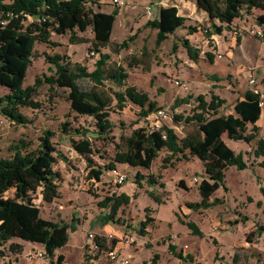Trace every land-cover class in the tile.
<instances>
[{
    "label": "rangeland",
    "instance_id": "obj_1",
    "mask_svg": "<svg viewBox=\"0 0 264 264\" xmlns=\"http://www.w3.org/2000/svg\"><path fill=\"white\" fill-rule=\"evenodd\" d=\"M148 6L151 14L147 13ZM167 6L177 7L178 14L186 19L185 26L158 45V31L148 23L158 17L161 7ZM87 7L106 13L118 8L110 44L95 47L92 27L65 34L51 29L48 43L36 42L27 71L25 87L34 85L37 79L43 81L32 96L36 106L19 107L27 122L18 123L5 116L0 104V159L14 156L16 146L36 150L46 132L53 133L51 141L63 155L54 165L60 175V195L48 203L39 188L32 198L43 218L70 223L75 217L77 230L70 231L68 243L54 257L41 244L14 238L4 245L5 255L0 257V264H54L58 255L64 256L63 264H122L105 256L112 249L120 260H128L127 264H151L156 254V264H180L184 262L177 255L181 251L200 264H264V231H259L264 226V156L256 157L253 153L255 142L248 144L223 135L230 148L243 153L248 166L243 170L229 166L225 170V188L212 196L222 199V203L197 211L188 207L202 199L199 184L205 169L197 157L171 155L162 149L149 169L115 162L116 154L127 150L126 139L131 133L140 127L149 129L155 120L152 114L151 120L141 117V107L129 100L122 110L118 109L115 93H123L129 86L146 93L168 112L169 117L162 119L161 124L173 127L180 139L201 136L196 124L185 122V117L194 112L198 95L207 101L213 95L225 99L220 115L233 114L236 101L247 90L257 91L264 98V10L254 9L218 32L213 25L221 23L217 19L211 21L198 7L197 0H124L120 5L111 0H96ZM183 39H188L197 50L198 59L190 56ZM124 41L128 46H121ZM102 53L110 57L107 72L122 68L128 75L123 84L105 81L101 87L88 79H80L78 84L83 90L104 92L111 97L109 119L113 130L107 137L94 132L93 117L72 110L69 89L51 86L46 81V77L55 75V66L48 56L60 55L70 62L72 69L80 64L92 71ZM251 77L255 83L250 82ZM6 93L8 88L0 85V98ZM184 98L189 103L175 106L176 99ZM257 125L264 137V107ZM248 127L250 130L252 125ZM86 139L91 154L79 152L74 146ZM89 163L94 168L106 169L100 181L89 175ZM110 164L126 175L123 184L116 182L113 170L108 169ZM137 173L142 180L136 179ZM149 177L154 178V184L148 182ZM121 193L127 194L130 202L119 209L113 222L108 219L110 208L102 203L106 197ZM6 196L14 197V189L7 191ZM147 216L154 221L143 236L139 229ZM188 222L195 223L201 234H195ZM90 234L102 239L106 246L95 262L88 258ZM11 243L17 246L11 249ZM170 245L176 246L175 254ZM36 251H42L44 256L30 258Z\"/></svg>",
    "mask_w": 264,
    "mask_h": 264
},
{
    "label": "trees",
    "instance_id": "obj_2",
    "mask_svg": "<svg viewBox=\"0 0 264 264\" xmlns=\"http://www.w3.org/2000/svg\"><path fill=\"white\" fill-rule=\"evenodd\" d=\"M91 2L96 3V0H0V85L8 88V93L0 98V104L5 116L18 123H26V118L19 113V107L36 106L32 96L43 81L37 79L34 85L28 87L24 83L34 56L35 44L37 41L48 43L51 29L58 34H65L76 29L86 31L88 27H92L95 47L103 48L110 44L119 10L116 8L110 13L95 12L87 7ZM197 5L207 13L211 21L219 20V26L213 25L218 32H222L224 26L229 27L236 18L251 14L254 9L264 10V0H197ZM29 19L31 21L27 23ZM185 21L178 14L176 6H167L161 7L158 17L148 24L157 29L159 45L169 34L183 28ZM181 41L190 56L198 59L197 50L188 39ZM121 46H128L127 42L124 41ZM207 57L212 59L213 56L207 53ZM48 58L55 66V75L46 77V81L51 86L69 89L72 110L79 115L93 117L96 124L94 132L107 137L113 130L109 119L112 111L111 97L104 92L83 90L78 80L88 79L101 87L105 81L121 86L128 75L122 68L107 72L105 67L110 57L106 53L100 55L92 71L80 64L72 69L70 62L60 55ZM115 99L120 110L124 108L127 100L140 106L143 118L161 108L146 93L138 91L134 86L127 87L123 93L116 92ZM261 99L259 92L247 90L236 101L233 114L220 115L219 110L226 103L225 99L213 95L207 101L204 96L198 95L194 112L185 117V122L198 126L201 133L199 138L185 136L180 139L175 129L167 125L152 131L140 127L126 139L127 150L117 153L115 162L149 169L162 149H167L171 155L189 154L197 157L205 169V176L199 184L202 199L197 203H189L188 207L194 211L212 208L222 203V199H212V196L221 187L225 188V170L229 166H236L239 170L248 166L243 153H236L230 148L223 140V135L248 144L255 142L253 153L256 157L264 156V137L260 136V127L257 125L263 112ZM175 103V106H179L189 103V99H176ZM249 125H252L250 130ZM66 129L65 124L64 130ZM76 132L80 133L79 130ZM52 135V132H46L36 150L26 151L24 145L16 146L14 156L0 159V257L5 255L4 245L14 238L41 244L46 253L54 257L55 252L68 243L70 231L77 230L78 219L75 217L70 223L43 218L39 206L32 198V194L39 188L43 200L48 203L60 195V175L54 170V165L63 155L51 141ZM74 146L82 153L93 152L87 139L75 143ZM89 162L93 164L90 159ZM90 163L89 175L100 181L106 169L100 166L94 168ZM108 169L114 170L115 164H110ZM136 179L142 180L143 177L137 173ZM148 182L154 184V178L149 177ZM136 183L140 184V181ZM180 185L184 187L183 181ZM10 189H14V197L6 196ZM129 202L130 197L121 193L106 197L102 204L110 208L108 219L114 222L119 209ZM153 221L152 217L147 216L141 222V235H146V228ZM188 226L195 234H201L195 223L188 222ZM259 231H264V226H260ZM97 239L100 249L105 248L100 241L102 239ZM14 246L17 245L10 244L11 249ZM169 249L176 252L175 245H170ZM177 255L184 261L180 264H200L190 254H183L181 251ZM56 259L54 264L64 263L63 255H58ZM158 259L159 255L156 254L151 264H156Z\"/></svg>",
    "mask_w": 264,
    "mask_h": 264
},
{
    "label": "built area",
    "instance_id": "obj_3",
    "mask_svg": "<svg viewBox=\"0 0 264 264\" xmlns=\"http://www.w3.org/2000/svg\"><path fill=\"white\" fill-rule=\"evenodd\" d=\"M111 1H112L113 4H116V5H120V4H122L124 2V0H111ZM147 13L151 14V7L150 6L147 7ZM250 82L251 83H255L254 77H251ZM260 106L262 108L264 107V98L261 99ZM150 115H148L146 117L149 120H151L150 119L151 118ZM152 115L154 116L155 120L151 121V123H150V127H149L150 131L158 130L162 126L161 120L162 119H166V118L169 117L168 112L165 109H163V108L157 109L156 111H154L152 113ZM112 174L115 175L116 182L118 184H123L126 181V175H124L121 172H118V170L114 169L112 171ZM195 181H198V178H195ZM89 237H90L89 238L90 241H89V243L87 245L88 258H89L90 261L95 262L96 259L98 258V254L101 253L103 250L100 249L99 240L97 239V237L94 236V234H90ZM43 256H44V254H43L42 251H36L32 256H30V258H33V257L42 258ZM105 256L108 259H111V260H118L122 264H127L128 263V260H120L119 259V255L117 254L115 249L106 251L105 252Z\"/></svg>",
    "mask_w": 264,
    "mask_h": 264
}]
</instances>
